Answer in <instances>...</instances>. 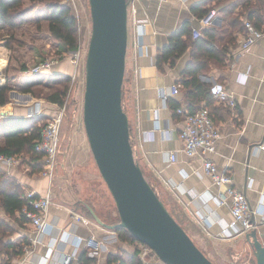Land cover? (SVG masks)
I'll list each match as a JSON object with an SVG mask.
<instances>
[{
  "label": "crops",
  "instance_id": "1",
  "mask_svg": "<svg viewBox=\"0 0 264 264\" xmlns=\"http://www.w3.org/2000/svg\"><path fill=\"white\" fill-rule=\"evenodd\" d=\"M255 1L231 0V3H227L225 0H137L131 19H146L142 26L143 55L135 56L134 38L131 33L128 34L123 103L129 120L130 141L135 158L167 210L197 247L208 258L214 257L216 262L222 263L224 250L231 248V251H235L241 247L242 250H251L253 256L254 250L244 233L223 236V230L232 220L229 201L218 205L211 194L223 191L225 185L212 183L203 172V156L190 157L182 151V142L178 137L181 117L176 113L174 105L191 108L179 83L184 68L190 61L195 64L192 68L201 83L210 85L219 81L231 93L235 100L234 106H230L227 99L212 100L208 104L212 119L219 128L220 138L215 151L204 156L215 163L219 172L230 174L233 186L246 196L254 228L264 230V150L256 149L258 144H264V34L249 50L238 52L240 40L245 33V20H250L255 27L264 30V6H261V23L257 26L254 19H249L244 11L246 5L254 4ZM37 7L28 13V18L38 21L39 26L50 35L45 19L46 6ZM204 8L216 10V18L212 24L201 28V32L207 30L204 40L208 48L212 46L210 51L205 50V43L199 49L191 44L195 40L191 29L199 26L200 13ZM238 16L240 24L235 27L233 20ZM184 27L189 30V35L184 36L189 47L172 64L162 63L158 68L156 56L159 49ZM40 49L46 48L40 46ZM9 56L10 51L5 48L4 41L0 40V60L3 61L0 63V87L9 85L8 71L12 66L9 64ZM71 69L70 61H58L51 68V73L63 72L70 77L73 72H70ZM45 74L47 73L38 74L41 75L38 78L29 74L27 77L31 78L26 81L42 80L50 75ZM173 84L180 85L179 92L163 102L161 90H167ZM8 98V103L0 105V110H6V114L0 115V118L30 117L27 113L35 107L42 108V113L47 117L55 112L49 102L36 99L29 93L10 90ZM6 105H10V108ZM199 105H205V102L202 101ZM2 141L0 138V143ZM170 152H175V162L170 161ZM89 159H93V156H87L86 160ZM92 163L96 166L95 161L91 165ZM96 173H99L97 166ZM0 174L2 177H14L22 186L23 193L27 188L41 193L48 185L46 177L39 173L29 174L18 167L8 168L0 164ZM100 181L101 188L105 189L112 202L109 204L110 214H105L96 205H92L80 192L76 193L79 198L75 203L80 209L85 208L86 214L74 207L72 199L55 195L46 217L49 226L42 233H37L30 221L21 226L11 222L15 230L14 238L11 239L26 244H23L21 255L10 260H0V264H42L52 245L55 251L48 264H78L80 254L87 252L84 240L90 235L103 242L99 253L93 256L96 258L95 264H112L108 262L109 254H135L139 244L137 240H121L115 228L100 226L87 213L88 207H91L103 222L115 224L119 221L113 198L102 178ZM71 212L83 216L88 222L84 224L74 220L70 216ZM58 229L67 232L66 238L55 239ZM35 236H38L36 243L33 242ZM148 261V264H160L150 259Z\"/></svg>",
  "mask_w": 264,
  "mask_h": 264
},
{
  "label": "water",
  "instance_id": "2",
  "mask_svg": "<svg viewBox=\"0 0 264 264\" xmlns=\"http://www.w3.org/2000/svg\"><path fill=\"white\" fill-rule=\"evenodd\" d=\"M91 32L85 55L82 120L99 174L116 207L119 221L94 220L105 228L122 227L148 245L162 264H214L170 214L146 180L130 141L122 106L128 44L127 0H88ZM9 109L10 105H6ZM6 110H0V115ZM255 264H264V230L244 233Z\"/></svg>",
  "mask_w": 264,
  "mask_h": 264
},
{
  "label": "trees",
  "instance_id": "3",
  "mask_svg": "<svg viewBox=\"0 0 264 264\" xmlns=\"http://www.w3.org/2000/svg\"><path fill=\"white\" fill-rule=\"evenodd\" d=\"M22 1L23 0H0V29L7 28L8 30L5 34L6 36H0V40L4 41V46L9 51H12L13 43L15 42L12 34L13 29L25 20V15L28 12V8L23 7ZM63 1L65 0H30L32 5L30 8L35 7L37 4L45 5V19L48 23L50 37L63 45L68 51H73L78 48L76 18L72 14L70 6L62 3ZM225 1L231 3V0ZM261 6H264V0H256L254 4L249 3L244 7V11L247 12V17L249 19H254L256 26L261 23L263 12V7ZM208 11L207 8H204L200 16L202 17ZM239 15H241V12ZM239 21V16L233 20L235 27L239 26ZM9 31L12 32L9 33ZM206 33L207 30H204L202 32L203 36L196 37L191 44L197 49L201 48L202 44L205 43L204 35H206ZM185 35H189V30H187L186 27L173 35L168 40V43L159 49L156 56V65L158 68L162 66V63L172 64L173 61L182 55L186 48L189 47L187 38H184ZM206 45V43L203 45L205 50L210 51L212 46L208 48ZM0 63H3V61L0 60ZM192 67H195L194 62H188L179 82L189 100L191 108H187V110L190 112L198 109L202 101L205 102V106L208 108V104L212 100H215L208 91L209 85L201 83L197 79ZM54 75L59 76L62 74L55 73ZM63 77L65 82L57 81L56 85L58 86H48L50 89L48 91H39L36 93L33 91L34 84H30L26 88H23L22 91L31 93V95L35 97H42L50 104L57 103L62 105L67 94L68 86L66 81L69 79V76L63 75ZM124 83L125 78L122 83V106L123 109L126 110L123 103ZM11 89L12 88L8 84L0 87V105H5L9 102L8 92ZM178 107V104L174 105L175 109ZM46 120L47 116L44 114L34 117L7 116L0 118V138L3 139L2 143H0V153L5 155L29 156L34 162L30 165V170L27 171L32 172V170H35L39 173L43 164V153L35 149V144L40 140L41 130ZM1 175L2 174H0V249L3 251L5 250L6 260H10L21 255L23 253V244H26L25 242L17 243L15 240L11 239L10 235L15 233L11 222L19 226L27 222L28 219L23 215L22 209L28 205L20 183H18L14 177H2ZM146 180L149 182L147 178ZM149 184L154 189L150 182ZM87 213L90 215L88 211ZM115 231L121 240L136 241L131 234L122 227H116ZM108 262L112 264H144L142 260L137 257L136 253L133 255H128L127 253L109 254ZM95 263L96 258L88 256L87 252H82L78 258V264Z\"/></svg>",
  "mask_w": 264,
  "mask_h": 264
},
{
  "label": "built area",
  "instance_id": "4",
  "mask_svg": "<svg viewBox=\"0 0 264 264\" xmlns=\"http://www.w3.org/2000/svg\"><path fill=\"white\" fill-rule=\"evenodd\" d=\"M137 0H127L128 21L130 22V29L128 34H132L134 38V54L135 56H141L144 53L143 50V30L142 26L146 22L145 18L131 19L134 15L135 6L134 3ZM185 1V0H183ZM216 18V10L211 9L205 15L200 17L199 26L191 29L192 35L196 38L202 35L201 28L212 24ZM131 19V20H130ZM245 27V33L240 40V46L238 52H246L249 48L255 44L264 34V30L257 28L250 20L243 22ZM78 53L74 55L73 65L74 71L70 74V80L74 81L77 77V63ZM57 59H43L35 64L31 65L26 71L32 74H42L51 71V68ZM180 85L173 84L167 90H161L160 97L163 102L171 95H175L179 92ZM208 91L215 100H228L230 106L235 105V100L231 93L227 92L224 84L219 81L212 82ZM55 110L54 114L47 117L45 125L41 130L40 140L35 144V149L43 153V164L39 171L41 176L48 179V185L44 192H38L35 189L27 188L24 192V197L27 199V205L23 207V215L30 221L37 233H42L47 226H49L46 220L49 206L52 203L53 190H52V177L54 175L56 166V156L59 147V133L63 116L65 113V104L59 105L57 103L50 104ZM176 113L181 117V129L178 133V137L182 142V151L188 156L201 155L203 156L202 168L203 172L209 176L212 183L222 186L225 185L223 191H220L216 195H212V199L218 204H227L229 201V210L232 220L228 227L223 230V236H231L236 233H245L254 227L252 221V211L245 194L233 186L232 178L227 172H219L215 163L204 155L208 152H214L216 144L220 138L219 128L215 125L212 116L205 105L200 106L193 112L187 110V108L178 107ZM43 115L42 108H32L28 111L27 116L34 117ZM257 150H264V144H258ZM19 156L17 155H5L0 153V164L6 167H18L20 164ZM169 159L171 162L176 161L175 152L169 153ZM28 170V169H24ZM70 216L78 221L86 224L88 220L83 216L70 213ZM67 232L59 230L54 236L55 239L66 238ZM33 242H38V236L33 238ZM103 246V242L96 238L94 235L88 236L84 240V247L89 256H95L99 253ZM48 255L42 260V264H48L51 256L55 251L54 246H49ZM135 253L142 260L144 264L149 263L147 256L153 253V250L146 244L139 242L136 247ZM65 255L64 253H62ZM155 254V253H154ZM64 257V256H63Z\"/></svg>",
  "mask_w": 264,
  "mask_h": 264
},
{
  "label": "rangeland",
  "instance_id": "5",
  "mask_svg": "<svg viewBox=\"0 0 264 264\" xmlns=\"http://www.w3.org/2000/svg\"><path fill=\"white\" fill-rule=\"evenodd\" d=\"M22 2L23 7L28 8V12L25 15V20L16 26L12 33L15 42L13 43L12 51H10L9 64L12 66L8 71V83L12 88L11 90L16 91V93H25L22 91L23 88L34 84L33 91L38 93L39 91L50 90L48 86H58L56 85L57 81L65 82L63 75H66V73L61 72L60 74L62 75L56 76L50 71V75H48L49 73L45 74L48 75L46 79H33V82L27 83L26 79L31 78L27 76L32 73L26 70L40 60L53 58L58 61H70L72 66L70 72H72L74 71L73 58L78 53L77 77L74 81H71L70 78L66 81L68 89L63 103L65 104V113L60 128L56 166L52 177L53 196L57 195L56 197L72 199L71 203H74V207L79 209L82 214H86L85 208L80 209L75 203L77 198H79L76 196V193L80 192V195L92 205H96L98 209L103 210V213L110 214L109 204L111 205L112 203L111 199L107 196L105 189L100 186L101 177L99 173L98 175L96 173L95 164L93 165L92 163L91 165V162H94L93 159L86 160L87 156L90 155L92 157L82 120L84 64L91 32L88 0H65L62 2L70 6L71 12L76 18L78 48L73 51H68L63 45L53 40L50 35H47L44 29L39 26L38 21L36 22L32 18H28V13L41 4L30 8L32 6L30 0H23ZM7 31V28L0 29V36H6ZM11 32L9 31V33ZM40 46L46 49L39 50ZM32 75L33 78L41 76L38 74ZM35 98L43 99L42 97ZM19 157L20 164L18 168L30 170V165L34 160L30 159L27 155ZM28 173L38 174V171L32 170V172L29 171ZM13 235L11 234L10 237L14 238ZM4 251L0 249V260L2 261L6 259ZM223 255V263L220 261L216 262L213 259L214 257L209 259L214 264H255V257L252 251L248 249L242 250L241 247L235 251H231V248L227 251L224 250ZM147 258L162 264L154 252L149 254Z\"/></svg>",
  "mask_w": 264,
  "mask_h": 264
}]
</instances>
